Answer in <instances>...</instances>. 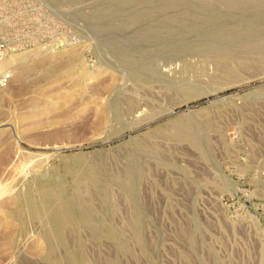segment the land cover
I'll return each mask as SVG.
<instances>
[{"label":"rangeland","instance_id":"rangeland-1","mask_svg":"<svg viewBox=\"0 0 264 264\" xmlns=\"http://www.w3.org/2000/svg\"><path fill=\"white\" fill-rule=\"evenodd\" d=\"M0 38V264H264V0H0Z\"/></svg>","mask_w":264,"mask_h":264},{"label":"built area","instance_id":"built-area-1","mask_svg":"<svg viewBox=\"0 0 264 264\" xmlns=\"http://www.w3.org/2000/svg\"><path fill=\"white\" fill-rule=\"evenodd\" d=\"M8 54H9L8 44L4 39L0 38V61L3 60ZM7 78L5 77L4 79L1 78L0 84H3L4 82H6Z\"/></svg>","mask_w":264,"mask_h":264},{"label":"bare ground","instance_id":"bare-ground-1","mask_svg":"<svg viewBox=\"0 0 264 264\" xmlns=\"http://www.w3.org/2000/svg\"><path fill=\"white\" fill-rule=\"evenodd\" d=\"M230 1V0H229ZM139 16H140V14H139ZM143 16V14H141V17ZM146 17V16H145ZM179 19V18H178ZM172 20H176L175 18H173ZM252 21H254V20H252ZM170 26V25H169ZM248 26V25H247ZM249 27V26H248ZM250 28L253 30V29H256L253 25H251L250 26ZM243 30V29H242ZM150 31V30H149ZM162 31V30H161ZM178 31V30H177ZM248 31V30H247ZM147 33V32H146ZM234 33V32H233ZM148 35V34H147ZM211 37V36H210ZM5 58H7V56L5 57ZM9 58V57H8ZM5 60H7V59H5ZM4 72V71H3ZM7 73V71L6 72H4L2 75H5ZM197 144V143H196ZM198 145V144H197Z\"/></svg>","mask_w":264,"mask_h":264}]
</instances>
